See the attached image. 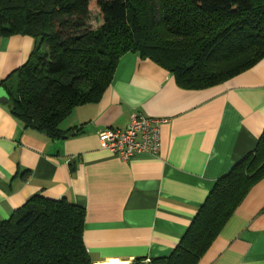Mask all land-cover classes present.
Segmentation results:
<instances>
[{"label":"crops","instance_id":"crops-1","mask_svg":"<svg viewBox=\"0 0 264 264\" xmlns=\"http://www.w3.org/2000/svg\"><path fill=\"white\" fill-rule=\"evenodd\" d=\"M36 46L28 35L0 36V81ZM134 112L166 120L161 146L156 156L124 161L98 133L124 128ZM60 128L71 131L50 139L24 128L0 102V220L33 195L64 197L85 209L83 240L93 264L167 257L218 179L264 131V58L221 84L189 90L154 61L126 52L99 100L76 106ZM197 264H264V177Z\"/></svg>","mask_w":264,"mask_h":264},{"label":"trees","instance_id":"trees-1","mask_svg":"<svg viewBox=\"0 0 264 264\" xmlns=\"http://www.w3.org/2000/svg\"><path fill=\"white\" fill-rule=\"evenodd\" d=\"M92 5L102 18L96 29L88 25ZM16 34L37 46L0 81L6 106L24 128L59 139L71 131L60 123L99 100L126 52L154 61L189 90L254 66L264 58V0H0V36ZM262 177L264 131L218 179L171 254L134 264H197ZM84 221L85 209L66 198L33 195L0 220V264H93Z\"/></svg>","mask_w":264,"mask_h":264},{"label":"built area","instance_id":"built-area-1","mask_svg":"<svg viewBox=\"0 0 264 264\" xmlns=\"http://www.w3.org/2000/svg\"><path fill=\"white\" fill-rule=\"evenodd\" d=\"M165 121L134 112L124 128L100 130L98 140L105 149L124 161L143 152L156 156L161 146V124Z\"/></svg>","mask_w":264,"mask_h":264},{"label":"rangeland","instance_id":"rangeland-1","mask_svg":"<svg viewBox=\"0 0 264 264\" xmlns=\"http://www.w3.org/2000/svg\"><path fill=\"white\" fill-rule=\"evenodd\" d=\"M102 24L101 15L98 13L96 7L94 5L91 6L89 12V20L88 25L92 29L98 28Z\"/></svg>","mask_w":264,"mask_h":264},{"label":"water","instance_id":"water-1","mask_svg":"<svg viewBox=\"0 0 264 264\" xmlns=\"http://www.w3.org/2000/svg\"><path fill=\"white\" fill-rule=\"evenodd\" d=\"M9 99L10 98H9L7 91L2 86H0V102L2 104H7L9 102Z\"/></svg>","mask_w":264,"mask_h":264},{"label":"bare ground","instance_id":"bare-ground-1","mask_svg":"<svg viewBox=\"0 0 264 264\" xmlns=\"http://www.w3.org/2000/svg\"><path fill=\"white\" fill-rule=\"evenodd\" d=\"M102 264H122V263H118V262H105V263H102Z\"/></svg>","mask_w":264,"mask_h":264}]
</instances>
